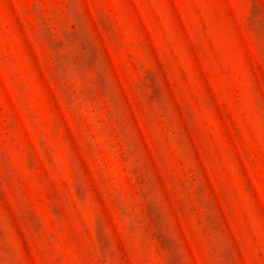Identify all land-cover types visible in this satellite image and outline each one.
<instances>
[{"label":"rangeland","instance_id":"obj_1","mask_svg":"<svg viewBox=\"0 0 264 264\" xmlns=\"http://www.w3.org/2000/svg\"><path fill=\"white\" fill-rule=\"evenodd\" d=\"M0 264H264V0H0Z\"/></svg>","mask_w":264,"mask_h":264}]
</instances>
